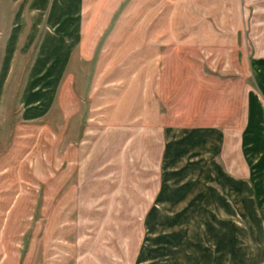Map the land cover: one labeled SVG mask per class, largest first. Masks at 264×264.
I'll use <instances>...</instances> for the list:
<instances>
[{"label": "rangeland", "instance_id": "obj_1", "mask_svg": "<svg viewBox=\"0 0 264 264\" xmlns=\"http://www.w3.org/2000/svg\"><path fill=\"white\" fill-rule=\"evenodd\" d=\"M62 2L41 55L37 39L33 53L8 49L18 8L0 0V264L159 259L158 225L201 206L176 204L179 189L233 173L247 149L264 4ZM39 57L51 68L32 111Z\"/></svg>", "mask_w": 264, "mask_h": 264}, {"label": "crops", "instance_id": "obj_2", "mask_svg": "<svg viewBox=\"0 0 264 264\" xmlns=\"http://www.w3.org/2000/svg\"><path fill=\"white\" fill-rule=\"evenodd\" d=\"M247 1L242 0V5ZM13 3L18 10L10 27L8 49L17 54L33 53L37 39L41 55L48 53V41L57 35L46 28L56 31L55 7L64 9L66 4L62 0H13ZM253 47L256 56L249 66L256 95L249 97L247 149L240 141L237 149L240 157L233 165V173L207 177L202 190L196 184L179 189L185 191L183 195L177 192L176 204L185 205L197 194L196 199L202 197L201 206L186 205L176 214H193L192 217L184 216L185 220L179 221L181 217L177 216L158 225L161 234L155 241L159 259L145 254L138 264H264V32ZM53 57L49 64L62 66L60 62H52ZM37 60L25 103L32 111L42 107L40 95L47 93L43 79L51 68L46 69L48 62H44V57Z\"/></svg>", "mask_w": 264, "mask_h": 264}]
</instances>
